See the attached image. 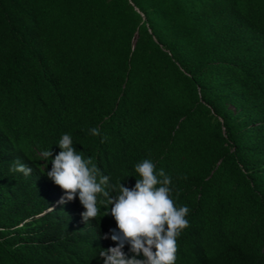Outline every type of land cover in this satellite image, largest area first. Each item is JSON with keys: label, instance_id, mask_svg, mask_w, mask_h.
Returning <instances> with one entry per match:
<instances>
[{"label": "trees", "instance_id": "obj_1", "mask_svg": "<svg viewBox=\"0 0 264 264\" xmlns=\"http://www.w3.org/2000/svg\"><path fill=\"white\" fill-rule=\"evenodd\" d=\"M65 133L111 184L171 177L175 264H264V0H0V264L116 246L46 175Z\"/></svg>", "mask_w": 264, "mask_h": 264}, {"label": "clouds", "instance_id": "obj_2", "mask_svg": "<svg viewBox=\"0 0 264 264\" xmlns=\"http://www.w3.org/2000/svg\"><path fill=\"white\" fill-rule=\"evenodd\" d=\"M89 131L100 135L97 128ZM57 146L61 151L54 158L52 150L42 151L41 156L52 165L47 177L64 192L59 203L72 201L78 195L85 209L81 215L88 220L100 214L98 200L102 197L105 215L115 219L117 228L110 229L109 234L116 246L100 252L104 264H175L177 237L188 226L185 217L190 209L176 206L171 177L163 169L157 171L151 160L144 159L135 166L139 179L133 187L121 182L111 184L91 158L86 159L77 151L70 134H63ZM10 171L24 176L32 173L30 167L19 161ZM125 245L133 254L130 257L124 251ZM141 254L143 259L138 258Z\"/></svg>", "mask_w": 264, "mask_h": 264}]
</instances>
